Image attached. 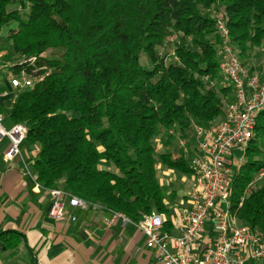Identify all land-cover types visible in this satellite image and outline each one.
<instances>
[{"label": "trees", "instance_id": "1", "mask_svg": "<svg viewBox=\"0 0 264 264\" xmlns=\"http://www.w3.org/2000/svg\"><path fill=\"white\" fill-rule=\"evenodd\" d=\"M18 1L28 5L26 14L0 0V29L17 24L7 38L21 62L10 73L24 69L38 80L0 114L24 125V143L37 148L35 182L132 223L162 214L169 231L155 139L176 131L188 143L193 124L207 127L224 115L233 94L218 83L216 22L241 60L254 50L264 54V0ZM256 123L244 164H232L229 201L241 224L264 232V182L255 184L264 171V111ZM157 159L192 174L183 154ZM19 239L5 232L0 243L16 250Z\"/></svg>", "mask_w": 264, "mask_h": 264}, {"label": "built area", "instance_id": "2", "mask_svg": "<svg viewBox=\"0 0 264 264\" xmlns=\"http://www.w3.org/2000/svg\"><path fill=\"white\" fill-rule=\"evenodd\" d=\"M216 30L219 37L218 83L222 87L229 86L233 98L220 119L207 127L193 124L189 142L184 139L178 142L180 153L187 157L192 170L187 205L171 219L172 230L178 234L165 230L166 219L156 212L143 216L139 223L131 222L143 234L145 246L153 252L158 264H264V232L241 224L232 214L229 201L232 164L236 168L244 164L245 148L254 136L257 116L264 111V68L247 69L221 20L216 22ZM33 61L22 62L32 64ZM6 81L13 100L22 90L33 86L32 76L24 69L17 75L8 72ZM3 119L0 114V141H9L3 155L8 162L19 155L27 129L22 124H12L7 130L2 125ZM241 149L243 154L236 159L233 151ZM262 176L264 171L258 174ZM47 191L53 199L47 214L53 220L66 215L65 200L72 208L91 207L62 189ZM107 212L109 217L103 218L106 226L116 219L130 222L119 213Z\"/></svg>", "mask_w": 264, "mask_h": 264}, {"label": "crops", "instance_id": "3", "mask_svg": "<svg viewBox=\"0 0 264 264\" xmlns=\"http://www.w3.org/2000/svg\"><path fill=\"white\" fill-rule=\"evenodd\" d=\"M3 87L1 84L0 96ZM22 144L19 155L7 162L3 155L9 141H0V236L5 232L20 235L16 250L0 243V264H158L145 246L143 234L131 222L103 223L109 217L106 210L72 208L65 200L66 215L60 220L49 218L53 199L31 174L38 150ZM182 205H187L186 196ZM175 214L171 211V219ZM169 231L178 234L172 228Z\"/></svg>", "mask_w": 264, "mask_h": 264}, {"label": "rangeland", "instance_id": "4", "mask_svg": "<svg viewBox=\"0 0 264 264\" xmlns=\"http://www.w3.org/2000/svg\"><path fill=\"white\" fill-rule=\"evenodd\" d=\"M11 1H14V3L8 6L7 11L19 9L20 12L22 11V13L24 14L27 13L28 5L25 2H19L18 0ZM16 27L17 24L15 22H11L7 26H4L0 29V80L2 85H4L3 88L5 94L4 96H0V104H3L4 106H9L13 100L11 88L9 87L8 83H6V75H8V72H10L9 68L11 67V65L21 62V60L18 59L11 50L10 43L7 38L9 30L16 29ZM163 53L167 54L165 58L166 62L174 61L171 53ZM46 55L49 56L50 54ZM139 62L142 67L146 69L149 68L147 58L144 54L140 56ZM241 62L250 71L260 70L261 68H264V54H262L259 50H254L248 58H246L245 60L242 59ZM32 64L34 65V61L32 62ZM32 82L33 84L37 82V78L32 77ZM2 125L5 129L8 130L11 126V121L5 116ZM180 139L181 138L179 134H177V132L175 131L173 134H171V132H167L165 135L163 134L159 136L157 139H155L154 142L157 176L159 181H161L164 189L165 202L174 214L183 206L182 200L189 193L190 185L192 182L191 175H182L177 173L176 171L171 170L167 171V168L163 167L159 163L157 157L161 153H168V151H171L172 154H177L179 156L181 154L178 147V142ZM22 147L23 144L20 146V148ZM242 154L243 149L233 151V156L236 159H239ZM164 171L165 173L163 174L162 172ZM255 182V184L260 185L262 182H264V176H257Z\"/></svg>", "mask_w": 264, "mask_h": 264}, {"label": "water", "instance_id": "5", "mask_svg": "<svg viewBox=\"0 0 264 264\" xmlns=\"http://www.w3.org/2000/svg\"><path fill=\"white\" fill-rule=\"evenodd\" d=\"M27 60H28V58H25V59H24V61H27Z\"/></svg>", "mask_w": 264, "mask_h": 264}]
</instances>
